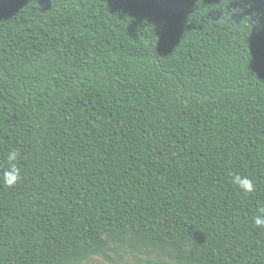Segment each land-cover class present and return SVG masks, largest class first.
Instances as JSON below:
<instances>
[{"label": "trees", "instance_id": "obj_1", "mask_svg": "<svg viewBox=\"0 0 264 264\" xmlns=\"http://www.w3.org/2000/svg\"><path fill=\"white\" fill-rule=\"evenodd\" d=\"M261 209L264 0H0V264H264Z\"/></svg>", "mask_w": 264, "mask_h": 264}, {"label": "rangeland", "instance_id": "obj_2", "mask_svg": "<svg viewBox=\"0 0 264 264\" xmlns=\"http://www.w3.org/2000/svg\"><path fill=\"white\" fill-rule=\"evenodd\" d=\"M169 259L168 253H158L149 249L133 250L129 242L118 237H107L105 245L98 254L92 255L80 264H138L147 259Z\"/></svg>", "mask_w": 264, "mask_h": 264}, {"label": "clouds", "instance_id": "obj_3", "mask_svg": "<svg viewBox=\"0 0 264 264\" xmlns=\"http://www.w3.org/2000/svg\"><path fill=\"white\" fill-rule=\"evenodd\" d=\"M18 153L15 151L7 155L8 168L3 173V182L9 187H13L22 180L20 168L17 165ZM232 183L237 185L245 193L255 191V185L250 177L236 174L233 177ZM264 212V209H261ZM254 224L256 227H264V215L255 217Z\"/></svg>", "mask_w": 264, "mask_h": 264}]
</instances>
